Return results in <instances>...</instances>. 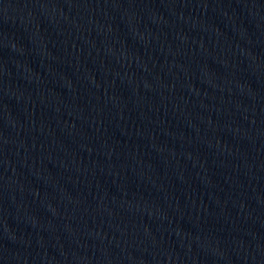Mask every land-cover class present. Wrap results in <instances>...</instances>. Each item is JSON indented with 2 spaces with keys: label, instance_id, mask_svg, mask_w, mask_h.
I'll use <instances>...</instances> for the list:
<instances>
[{
  "label": "water",
  "instance_id": "obj_1",
  "mask_svg": "<svg viewBox=\"0 0 264 264\" xmlns=\"http://www.w3.org/2000/svg\"><path fill=\"white\" fill-rule=\"evenodd\" d=\"M0 264H264V0H0Z\"/></svg>",
  "mask_w": 264,
  "mask_h": 264
}]
</instances>
